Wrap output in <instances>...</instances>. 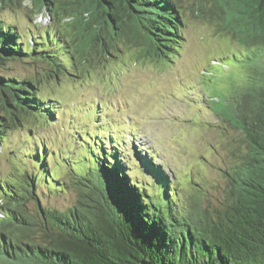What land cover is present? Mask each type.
Masks as SVG:
<instances>
[{"label": "trees", "instance_id": "1", "mask_svg": "<svg viewBox=\"0 0 264 264\" xmlns=\"http://www.w3.org/2000/svg\"><path fill=\"white\" fill-rule=\"evenodd\" d=\"M198 1L192 13L214 14L246 48L233 55L245 69L242 82L220 102L216 96L209 95L214 105L208 100L217 117L239 132L231 163L222 171V195L204 203L196 194L181 205L163 164L154 163L156 153L147 146H121L124 140L104 136L94 118V135L86 122L76 130L89 163L75 171L71 206L48 209L35 193L37 179L57 183L44 146L31 160L35 171L28 186L4 185L0 264H264V0ZM24 2L33 10L32 22L46 12L53 27L67 22L71 29L65 36L46 26L44 35L30 31L23 39L17 25L0 14V69L8 61L34 64L29 75L0 72V142L11 129L60 113L56 98L37 94L40 84L64 73L80 77L102 54L120 52L122 41L165 59L183 44L179 0H0V11ZM89 113L94 117L99 110ZM136 158L144 181L130 176L134 169L125 162ZM31 200L36 211L30 210Z\"/></svg>", "mask_w": 264, "mask_h": 264}, {"label": "rangeland", "instance_id": "2", "mask_svg": "<svg viewBox=\"0 0 264 264\" xmlns=\"http://www.w3.org/2000/svg\"><path fill=\"white\" fill-rule=\"evenodd\" d=\"M179 3L184 40L173 58L141 54L122 41L118 43L120 52L114 57L102 54L100 63L80 77L64 73L58 81L39 85L37 94L43 99L56 98L55 110L60 113L49 121L33 119L24 127L11 129L0 142V203L4 185L13 183L18 189L30 184L28 177L35 171L31 160L40 157L37 151L44 146L48 172L56 176L57 183L48 186L37 179L35 193L48 209L62 211L71 206L76 195L75 171L82 172L89 163L82 157L84 149L76 130L86 122L94 135V118L104 136L124 140L119 141L121 146L137 150L147 146L155 152L154 163L163 164L182 196L181 205L196 194L204 203L222 195L226 182L222 171L231 163L239 132L217 117L208 100L214 105L210 96H216L220 102L231 87L242 82L245 69L233 55L244 53L246 48L217 24L214 14L192 13L191 4L197 6L198 0ZM32 11L24 2L0 14L17 25L23 39L31 32L44 35L46 26L49 32L54 29L69 34L70 24L53 27L46 12L32 22ZM33 70L32 61H8L0 72L29 75ZM68 71L73 73L71 68ZM98 102L101 108L96 109ZM91 110L99 113L93 117ZM137 161L125 162L134 169L130 176L144 181ZM142 169L147 174L146 168ZM29 207L31 211L38 209L34 200Z\"/></svg>", "mask_w": 264, "mask_h": 264}]
</instances>
